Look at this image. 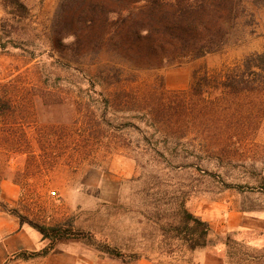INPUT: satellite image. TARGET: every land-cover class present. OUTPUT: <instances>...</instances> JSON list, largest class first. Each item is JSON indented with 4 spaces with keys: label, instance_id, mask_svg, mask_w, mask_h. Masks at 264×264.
<instances>
[{
    "label": "rangeland",
    "instance_id": "374dc122",
    "mask_svg": "<svg viewBox=\"0 0 264 264\" xmlns=\"http://www.w3.org/2000/svg\"><path fill=\"white\" fill-rule=\"evenodd\" d=\"M20 1L27 15L13 20L0 0V90L15 101L0 135L17 143L0 149V185L14 186L17 197L5 199L0 186V201L39 224L70 221L122 256L68 240L23 260L47 241L0 209V264H194L169 229L180 204L209 224L227 264H264L254 260L264 257V106L241 98L242 110L220 115L225 126L214 129L219 113L188 95L195 75L217 77L264 51V5L238 0L221 51L135 70L107 51L71 62L51 42L59 0ZM111 67L118 84L91 83Z\"/></svg>",
    "mask_w": 264,
    "mask_h": 264
},
{
    "label": "trees",
    "instance_id": "16d2710c",
    "mask_svg": "<svg viewBox=\"0 0 264 264\" xmlns=\"http://www.w3.org/2000/svg\"><path fill=\"white\" fill-rule=\"evenodd\" d=\"M252 3L262 6L264 0H252ZM3 6L13 20L27 15V8L20 0H3ZM239 12L238 0H59L51 23V42L68 53L74 63L107 51L131 64L135 70L157 69L221 51ZM3 27L0 23L1 31ZM69 39L70 43L64 44ZM65 60L69 66L70 61ZM107 72L94 74L91 83L114 85L120 82L118 69L111 67ZM188 95L202 103L204 98L208 99L209 110L219 113L214 129L225 126L220 115L228 112L234 116L238 109L242 110L241 98L253 96L259 100L257 109H261L264 106V51L244 57L217 77L212 78L207 72L195 75ZM14 105L11 94L0 90V126H8L6 118L14 113ZM11 145L15 148L17 143L9 136L0 135V149ZM0 209L17 218L20 226H30L47 241L37 252L23 253V260L46 257L57 243L68 240H83L101 253L122 256L106 245L93 242L88 234L75 230L70 221L67 225L47 226L29 221L1 201ZM169 229L189 251L207 249L213 262L227 264L214 252L209 224L189 213L184 204L178 207ZM254 260L264 261V257Z\"/></svg>",
    "mask_w": 264,
    "mask_h": 264
},
{
    "label": "crops",
    "instance_id": "0c3cea01",
    "mask_svg": "<svg viewBox=\"0 0 264 264\" xmlns=\"http://www.w3.org/2000/svg\"><path fill=\"white\" fill-rule=\"evenodd\" d=\"M1 191L3 194V197L9 201L13 200L14 198L17 197V189H15L14 186H12L11 184H9L6 181H2L1 182ZM18 224L15 223V230H17ZM192 256H193V262L194 264H205L204 262V258H205V253L202 250H195L191 252ZM137 264H146L145 261L143 260H138Z\"/></svg>",
    "mask_w": 264,
    "mask_h": 264
}]
</instances>
